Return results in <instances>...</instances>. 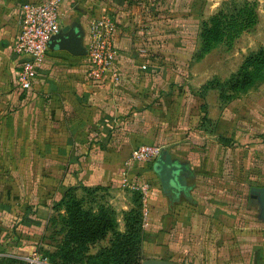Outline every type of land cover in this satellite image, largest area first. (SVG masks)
I'll use <instances>...</instances> for the list:
<instances>
[{
	"label": "crops",
	"instance_id": "0c3cea01",
	"mask_svg": "<svg viewBox=\"0 0 264 264\" xmlns=\"http://www.w3.org/2000/svg\"><path fill=\"white\" fill-rule=\"evenodd\" d=\"M29 1L0 0V250L31 254L68 189L80 187L81 196L82 188L99 190L120 231L139 209L148 259L264 264V222L247 192L264 175L245 172L264 86L226 103L219 89L202 87L230 80L252 50L215 47L196 57L201 4L220 0H64L62 26H79L84 46L93 20L115 18L123 80L86 81V56L57 46L25 91L13 48L18 10ZM144 143L162 146L183 177L164 181L159 158L133 165L129 178L152 186L147 204L123 186L125 161Z\"/></svg>",
	"mask_w": 264,
	"mask_h": 264
},
{
	"label": "trees",
	"instance_id": "16d2710c",
	"mask_svg": "<svg viewBox=\"0 0 264 264\" xmlns=\"http://www.w3.org/2000/svg\"><path fill=\"white\" fill-rule=\"evenodd\" d=\"M242 19L246 22L244 27L239 30L231 27L235 32H227L229 27L225 25L224 18L220 15L213 18L212 25L203 29L201 34L203 47L198 52L197 59L203 58L224 39L234 40L237 33L254 22L251 14ZM263 82L264 47L249 55L230 80L223 83L216 80L211 87L218 88L221 98L228 103ZM258 169H262V166L257 167V172ZM97 191L99 190L82 188L85 196H81L80 187H71L57 205V210L65 211L62 218L68 233L65 241L52 255L53 261L58 264H141L143 235L139 209L125 215L126 229L121 232L115 210L107 206L103 199H99ZM109 233L114 235L110 247L97 255H88L89 246L105 239ZM21 263L26 264L24 261Z\"/></svg>",
	"mask_w": 264,
	"mask_h": 264
},
{
	"label": "built area",
	"instance_id": "2783aa9c",
	"mask_svg": "<svg viewBox=\"0 0 264 264\" xmlns=\"http://www.w3.org/2000/svg\"><path fill=\"white\" fill-rule=\"evenodd\" d=\"M63 1L34 0L24 3L18 10L20 25L13 49L20 60L17 66V84L22 90L33 89L46 60L49 44L63 29L61 12ZM117 32V21L108 14L101 15L90 24L86 44V81L100 85L110 80L115 87L121 84L123 75L117 67L119 56ZM163 151L162 146L144 143L125 161L123 186L139 193L144 204H147L152 186L148 182L132 181L129 178V169L135 164L155 161ZM23 261L26 264H51L47 256L38 253L26 256Z\"/></svg>",
	"mask_w": 264,
	"mask_h": 264
},
{
	"label": "rangeland",
	"instance_id": "374dc122",
	"mask_svg": "<svg viewBox=\"0 0 264 264\" xmlns=\"http://www.w3.org/2000/svg\"><path fill=\"white\" fill-rule=\"evenodd\" d=\"M204 3L205 2L203 1V3L201 4L202 20L200 22L199 51L203 47V40L201 38L203 29H205L208 26L210 27L212 25L211 20L219 15L222 18H224V20L226 21L225 25L229 27L227 29V32H231V31L235 32L234 29L239 30L240 27H244L246 22H243L244 19H242V17H245L248 14L253 15L254 19L252 20H254V22L249 26H246L239 34L237 33L236 38L234 40L228 38L224 39L221 44L217 45V47H226L228 50L233 49L235 51H241L242 53L247 51V49L248 52L252 50L251 52L256 53L255 49H257L261 45L262 46L260 47V49L264 47V0H220V4L214 7L204 6ZM231 27H234V29H232ZM242 49H246V50H242ZM251 52L249 53V55L253 54ZM215 81L216 80L211 81L209 82V84L203 86L202 90L205 89L203 90L204 92L206 90L208 91L211 88V86L215 84ZM263 86H264V82L256 85L253 89H251L246 94L242 95L240 98H243L246 95L249 96L253 94L257 95L256 92L258 93V91H261V88H263ZM254 98H258V96H255ZM261 105L263 107H261ZM261 105H258V108L256 109L258 110V114L260 113V116L258 118L259 120L257 122L262 125L261 127L257 128V133H260L258 134L257 142L255 138V130L253 133L249 131V136H248L249 137L248 141L250 142L252 139L254 144L258 143V146L253 148L255 149V151H253L254 153L249 151V156L247 160L248 162L245 172L251 174L255 173L257 167L260 168V166H262V169H258V174L260 172L259 170H263L261 171V173H263L264 175V100H263V104ZM250 114H251V116L249 115L250 117L254 116V114L252 113ZM253 123H255V119H253ZM253 123H249V124H252L253 125L252 127L255 128V125ZM255 179L257 180H251L248 182V186H247L248 198L251 196L252 187L264 186V177L261 178L260 175H258L257 178ZM250 205L257 207L258 210H256L257 211L256 214H258V212L261 211L259 202ZM64 213H65L64 209L57 210L56 214L54 215V218L44 227V232L40 234L37 244L35 246L36 249L32 251L31 254L32 253L42 254L49 258L51 264H58L55 263V261H53L52 255L55 254L58 248L65 241L68 233L67 227L64 224L62 218ZM141 232L143 235V242L141 245V255H142L141 264H145L147 261L152 259H148L145 254L144 240L147 232L144 229V227H142ZM113 238L114 235L112 233H109L105 239L99 240L96 243L91 244L89 246V251L87 254L97 255L101 252V250L105 248H109ZM263 238H264V223H263ZM21 257L22 255L21 256L16 255L15 253L11 254L10 252H7L5 250H0V264H23L21 263V261L23 262V258H25L26 256H23L22 258Z\"/></svg>",
	"mask_w": 264,
	"mask_h": 264
},
{
	"label": "water",
	"instance_id": "95a60500",
	"mask_svg": "<svg viewBox=\"0 0 264 264\" xmlns=\"http://www.w3.org/2000/svg\"><path fill=\"white\" fill-rule=\"evenodd\" d=\"M59 47L67 50L76 56H86L87 50L84 46L83 35L79 26L64 27L59 34L54 36L49 44V47ZM171 154L167 151H163L159 160L157 161V169L160 176L164 181H175L176 179L182 180L183 177L178 175V166L171 162ZM251 198L254 203L259 202L261 207V218L264 220V186L251 188ZM145 264H170L166 261L149 260Z\"/></svg>",
	"mask_w": 264,
	"mask_h": 264
}]
</instances>
